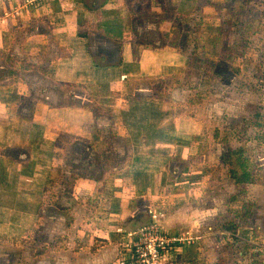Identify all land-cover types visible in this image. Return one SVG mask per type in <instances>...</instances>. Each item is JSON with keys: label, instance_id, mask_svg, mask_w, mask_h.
<instances>
[{"label": "rangeland", "instance_id": "rangeland-1", "mask_svg": "<svg viewBox=\"0 0 264 264\" xmlns=\"http://www.w3.org/2000/svg\"><path fill=\"white\" fill-rule=\"evenodd\" d=\"M104 1L81 3L96 7ZM126 1L119 9L114 4L111 14H122ZM75 15L71 0H0V146L12 145L7 152L0 148V162L13 161L11 168L24 171L20 184L12 178L8 188L0 185V264H131L133 242L149 238L140 229L150 224L170 241H190L168 248L156 264H264V0H187L166 13L177 27L162 43L182 59L175 56L174 71L144 81L162 108L176 111L175 124L186 133L162 141L175 150L173 163L145 167L155 168L157 184L140 185L147 177L132 173L142 160L134 158L132 165L131 154L98 149L113 139L101 135L109 122L94 126L89 141L75 137L66 144L58 136L52 146L25 137L21 113H28L30 84L44 82L36 90H46L54 80L53 90L63 95L83 93L82 83L68 86L57 71L67 57L59 39L76 31L70 23ZM96 22L86 25L94 55L108 44ZM151 28L157 31V18ZM110 89L91 91L81 103L96 116H109L121 94ZM132 96L139 98L129 96L128 115L143 107ZM143 110L154 112L147 104ZM228 151L245 157L255 171L241 201H231L241 189L229 179L223 157ZM73 156L79 161L76 173L67 168ZM87 171L95 185L82 179ZM79 179L78 187L89 193L78 194L73 183ZM23 194L45 197L46 215L39 221L36 200L26 218L15 206L26 200ZM43 223L49 227L41 229Z\"/></svg>", "mask_w": 264, "mask_h": 264}, {"label": "crops", "instance_id": "crops-1", "mask_svg": "<svg viewBox=\"0 0 264 264\" xmlns=\"http://www.w3.org/2000/svg\"><path fill=\"white\" fill-rule=\"evenodd\" d=\"M121 1L124 2L126 0H105L96 7H88L85 4L87 8L85 10L81 2L71 0V10L76 15L70 23L76 26V31L70 30L68 35L59 39V47L66 52L67 57L59 62L61 67H58L57 71L58 73L62 72L64 77H67L68 82L66 83H68V86H71L76 81L82 83L83 93L76 94L78 95L76 98L70 95H63L59 89L58 91L53 90L54 80V82L51 81V89L46 88V90H36V87H44V82L30 84L29 87L32 91L29 92L27 90L24 98L25 110L28 113H21L22 118L26 121L23 130H25L24 134L25 137L27 135L28 142L29 140L31 142L35 141L36 138L40 142L50 143L53 146L58 136L60 138L65 136L66 144L71 138L75 137L89 141L93 137L92 130H94V126L99 128L101 122H109V129L101 132V135L107 138L110 135L113 139L109 140L105 146L100 144L98 149L101 152H106V154L109 152L122 155L125 152L128 155L131 154L132 165L136 164L134 158L142 160L143 163H137V165L142 167L132 173L147 177L146 180L140 182V185H143L146 181L147 184H157L158 174L154 172L155 168L147 171L145 167L147 164L149 166L157 164L159 160L172 161L171 158L176 156L175 150L171 146L168 148L163 145L164 142L162 141L167 136L172 142L182 139L186 130L183 127L178 128L175 124V120H178L176 111L173 112L170 111L171 109L162 108L151 97L153 94L151 86L144 79L160 76L165 70L166 72L174 71L173 67L178 65L176 60L173 62V59H175V56H179V58L181 56L175 55L176 53H173L172 49L169 50V47L162 43L172 38V28L174 25L177 27L176 23H173L172 20L170 21V17L169 21H167L165 16L167 12L174 9V6H180L187 0H132V2L129 0V3L125 2L126 5H124L122 14L113 16L111 14L113 5L117 4L119 9ZM74 5L76 8L80 7L78 9L79 12L75 11ZM130 9H134V14L129 12ZM128 12L129 15L127 14ZM156 18L157 31L155 32L152 30L151 25L152 23L154 24ZM93 21H97L94 26L99 25L97 28L100 33L104 38L108 39L107 46H102L105 48L102 51L100 49V53L97 51L98 55H94L91 50L92 46L89 43L91 33L88 34L87 32L90 27L86 26ZM157 65L161 67L160 73L156 71ZM58 84L60 85V83ZM46 86H50V84ZM102 88L104 92L111 88L121 93L118 96L120 97L119 101H116V104L111 107V115H104V117L96 116L92 107L81 103L82 99L84 100L89 94H92L91 91L98 92ZM131 94L139 97L136 99V97L132 96L143 107L133 108L132 113L128 115V99ZM145 104L151 106L154 112L150 111L147 114L146 109L143 110ZM29 109L31 112H29ZM10 116L11 119L15 118L14 116L16 115L11 113ZM3 125H1V128L5 132L16 131V127L15 130L14 128L7 130L6 126L3 127ZM141 130H146V132ZM138 131H141V133L138 134ZM9 147H12V145L8 142L0 146L6 152ZM13 147L15 148L10 150L20 148L17 146ZM26 149L28 152L29 148ZM160 154H163V156H158ZM25 156H27V153ZM18 159L24 158L20 157ZM85 159L86 155L82 158V163H84ZM72 160L74 161H70V165L67 168L76 173L79 171V165H77L79 161L75 159V156H73ZM18 162L21 164L20 160ZM175 162L177 163L178 161L174 160ZM11 165H13V161L11 164H2L0 162V185L5 188L11 186L12 178L17 179L14 182L18 185L21 178L24 177V171L20 172L17 168L13 169ZM21 168L23 169V167ZM5 171H8L7 173L10 177L6 175ZM13 172L14 174L12 175ZM82 179L86 180V184L88 182L93 185L97 183L93 174L89 171ZM82 182L79 179L73 183L80 196L84 194L83 192H90L86 188L80 189L78 187V183L81 185ZM41 195L38 194V197L36 195H31V197L24 195L26 200H18L15 206L26 218L30 214V211H28L29 207L36 200L39 221L40 217L46 215L45 197L42 195L43 203H41ZM41 226V229L49 227L46 223ZM37 230L41 231L40 228H37Z\"/></svg>", "mask_w": 264, "mask_h": 264}, {"label": "built area", "instance_id": "built-area-1", "mask_svg": "<svg viewBox=\"0 0 264 264\" xmlns=\"http://www.w3.org/2000/svg\"><path fill=\"white\" fill-rule=\"evenodd\" d=\"M144 238L133 242L134 253L131 255V264H156L160 257H165V251L175 244L188 243L189 237L176 238L173 241L166 239L165 233L153 224L140 229ZM185 241V242H184Z\"/></svg>", "mask_w": 264, "mask_h": 264}, {"label": "trees", "instance_id": "trees-1", "mask_svg": "<svg viewBox=\"0 0 264 264\" xmlns=\"http://www.w3.org/2000/svg\"><path fill=\"white\" fill-rule=\"evenodd\" d=\"M83 2V0H78ZM83 4V3H82ZM84 9L87 10L83 4ZM225 164L228 166L229 179L236 184L241 190L231 196V201H241V196L244 194V189L247 185L253 183L256 179L254 168L247 162L242 155L236 154L235 151H228L224 155ZM51 171V170H50ZM54 170L51 171L50 177L53 176ZM244 204V203H243ZM248 205H245L247 207ZM252 264H260L254 262Z\"/></svg>", "mask_w": 264, "mask_h": 264}, {"label": "flooded vegetation", "instance_id": "flooded-vegetation-1", "mask_svg": "<svg viewBox=\"0 0 264 264\" xmlns=\"http://www.w3.org/2000/svg\"><path fill=\"white\" fill-rule=\"evenodd\" d=\"M138 216H139V215H138V213H137V215H136L135 217L132 218V221H133V220H136V219L138 218ZM132 221H131V224H132Z\"/></svg>", "mask_w": 264, "mask_h": 264}, {"label": "water", "instance_id": "water-1", "mask_svg": "<svg viewBox=\"0 0 264 264\" xmlns=\"http://www.w3.org/2000/svg\"><path fill=\"white\" fill-rule=\"evenodd\" d=\"M135 215V214H134Z\"/></svg>", "mask_w": 264, "mask_h": 264}]
</instances>
